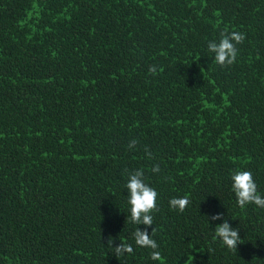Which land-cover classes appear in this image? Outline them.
Returning <instances> with one entry per match:
<instances>
[{
  "label": "trees",
  "instance_id": "obj_1",
  "mask_svg": "<svg viewBox=\"0 0 264 264\" xmlns=\"http://www.w3.org/2000/svg\"><path fill=\"white\" fill-rule=\"evenodd\" d=\"M225 30L246 36L230 66L208 49ZM137 169L160 260L135 243ZM237 169L264 196V0H0V264H264V208L238 206Z\"/></svg>",
  "mask_w": 264,
  "mask_h": 264
},
{
  "label": "clouds",
  "instance_id": "obj_2",
  "mask_svg": "<svg viewBox=\"0 0 264 264\" xmlns=\"http://www.w3.org/2000/svg\"><path fill=\"white\" fill-rule=\"evenodd\" d=\"M246 36L242 32L227 30L220 33L219 41H209L208 49L214 53V59L220 66H230L235 63L238 55L236 45L243 43ZM149 73L153 76L157 75V67L155 65L149 66ZM138 141L133 139L129 142L128 148L134 149ZM145 154L149 159H152V153L145 149ZM127 171V170H126ZM152 171L158 173L160 171L159 165H154ZM143 169H137L129 172L126 189L128 190L130 205V221L135 225H144L145 228L141 230L136 228L134 232V239L137 246L151 248V258L153 260H160L161 253L158 251V244L153 238L155 227L152 228L151 234L148 228L153 225V217L151 213L158 211L157 209V191L144 182ZM232 190L237 198L239 207L244 208L246 205L254 203L260 208H264V196L258 193L257 185L253 179L251 171L237 169L231 174ZM190 203L188 195L183 197H173L170 199V207L174 210L178 209L183 212L187 205ZM209 219V218H208ZM212 221L224 220L222 213H217L210 217ZM215 237L219 238L223 245L229 249H237L238 243L241 240L239 229L233 228L224 220L223 223L216 225ZM111 238L108 244L112 245ZM115 255L120 256L125 253L131 254L133 247L131 244L121 242L118 246L114 247Z\"/></svg>",
  "mask_w": 264,
  "mask_h": 264
}]
</instances>
